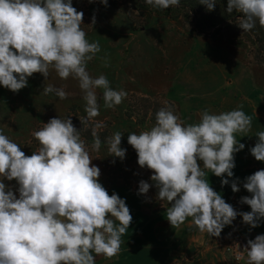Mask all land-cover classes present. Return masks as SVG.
<instances>
[{"label":"clouds","instance_id":"obj_1","mask_svg":"<svg viewBox=\"0 0 264 264\" xmlns=\"http://www.w3.org/2000/svg\"><path fill=\"white\" fill-rule=\"evenodd\" d=\"M92 2V0H90ZM107 6L108 0H100ZM217 0H199L207 10ZM146 5L164 10L180 6L181 0H145ZM240 13L238 26L251 31L257 22L264 28V0H227L228 13ZM84 13L72 0H0V85L18 92L27 86L28 77L41 73L46 79L54 70L61 80L78 81L85 103L83 128L77 130L70 116L51 118L33 136L39 147L27 156L0 130V264H96V257L116 256L132 222L124 199L99 182L101 170L81 132L90 127L91 151L102 144L94 122L100 114L97 90H102L103 106L114 109L127 96L114 90L104 74L93 77L88 63L101 51L98 41L89 42L82 29ZM92 23H95L93 17ZM109 67L108 57H102ZM55 93L61 100L69 95L64 87L47 84L44 95ZM155 125L140 133L129 132L127 142L138 156L141 168L152 170L150 179L158 189L157 199L166 201V217L174 229L191 218L199 232L219 237L225 226L238 215L252 228L264 218V169L246 178L243 187L251 197L241 198L249 212H237L214 191L207 172L233 177L235 153L244 149L236 134L251 130L252 118L238 106L231 111L204 110L199 122L185 124L166 105L155 114ZM124 132L115 131L104 142L109 155L125 158L121 147ZM251 155L264 162V131L256 133ZM203 162V167L198 164ZM15 180L19 197L4 180ZM148 182H139V193H148ZM238 192L236 182L231 183ZM247 264H264V234L249 239L244 248ZM243 254L236 256L237 260Z\"/></svg>","mask_w":264,"mask_h":264},{"label":"rangeland","instance_id":"obj_2","mask_svg":"<svg viewBox=\"0 0 264 264\" xmlns=\"http://www.w3.org/2000/svg\"><path fill=\"white\" fill-rule=\"evenodd\" d=\"M72 6L84 13L81 27L86 32L89 42L98 41L101 46L97 57L88 63L87 68L90 75L98 77L104 74L114 90L127 92L126 98L120 105L114 109H106L103 106L102 90H97L100 114L94 118L93 123L102 122L106 125L98 129L102 140L99 152L91 151L90 127L82 131L85 137L81 136L85 139L93 158L92 164L101 170L99 182L105 186H123L139 191V182L146 181L152 186L148 193L141 194L142 201L148 199L154 208H166L170 204L157 199L158 189L150 179L153 174L152 170L139 166L137 153L128 144L127 137L129 132L138 134L141 131L150 130L155 125V114L160 108L174 105L176 115L178 111L174 103L166 100L164 90L159 88L142 91L136 87L135 80L148 76L139 62L145 66L148 60L153 63V60L158 61V57L163 56L162 45L157 44L156 39L163 38L161 32L167 26L166 20H172L175 22L176 29L186 32L188 40L197 39L193 30L194 25L185 15L172 19L168 16L145 12V16H142L136 10L133 11L135 16L130 19L122 9L105 6L100 0H92V2L72 0ZM93 17H95L94 24L92 23ZM171 31V29L167 30L168 33ZM213 32L214 30H207L206 35L199 38L213 40L210 37ZM233 35L234 32H224L216 38L227 45L236 56L249 62L256 81L264 89V63L259 61H264V55L263 57L257 56L256 46L243 37L244 32H240L239 36L242 37L237 38ZM105 56L108 57L109 67L103 66L101 58ZM136 62L138 63L135 64ZM133 63L135 67L136 65L139 69L141 67L140 73L132 69ZM149 72L151 74V71ZM153 78L154 80L159 78L157 71ZM47 84L56 88L64 87L69 93L68 97L61 100L55 93L44 95L43 90ZM85 103L76 79L69 77L67 80H61L54 70H50L47 79L41 73H34L28 77L27 86L18 92H13L0 85V130L13 142L19 144L25 155L30 156L39 147L38 141L32 135L33 132L38 131L51 118L64 119L70 116L77 130H81L83 125L80 117L86 116ZM115 131L124 132L121 147L126 149V155L123 160L109 155L108 145L104 142L105 138ZM198 164L203 167L202 161H198ZM117 182L119 184H116ZM4 183L18 198L19 185L17 182L5 179Z\"/></svg>","mask_w":264,"mask_h":264},{"label":"crops","instance_id":"obj_3","mask_svg":"<svg viewBox=\"0 0 264 264\" xmlns=\"http://www.w3.org/2000/svg\"><path fill=\"white\" fill-rule=\"evenodd\" d=\"M174 23L166 20L167 26L161 32L163 38L156 39L157 44L162 45L163 56L153 63L148 60L145 66L139 62L148 76L147 79L144 76L136 79V87L142 91L164 90L166 100L175 104L185 124L199 122L204 110L219 114L239 106L251 116V130L246 136L236 134V139L245 147L235 153L233 177H224L229 184L222 185V178L211 172H207L205 177L214 191L238 213L249 212L250 206L240 201L242 197H251L243 187L246 178L264 169V162L257 161L250 152L258 140L256 133L264 131V89L256 81L249 62L236 56L219 39L188 40L186 32L176 29ZM168 29L172 31L168 33ZM135 64L132 69L139 72L141 67L139 69ZM155 71L159 74L157 80L153 78ZM232 182L237 183L238 192L232 191ZM102 185L109 195L115 192L125 200L132 222L122 236L120 252L111 259L98 256L96 264H230L216 242L192 225L191 218L180 229H174L166 212L147 215L142 211V195L137 189ZM222 231H230L242 238L256 237L264 234V218L252 228L238 215Z\"/></svg>","mask_w":264,"mask_h":264},{"label":"trees","instance_id":"obj_4","mask_svg":"<svg viewBox=\"0 0 264 264\" xmlns=\"http://www.w3.org/2000/svg\"><path fill=\"white\" fill-rule=\"evenodd\" d=\"M107 6L118 7L122 9L127 16L131 19L135 14L133 11H137L139 15L145 16V12L150 14L168 16L172 19L185 15L190 23L194 25L195 37L199 38L206 35L207 30H214L210 35L212 39H215L218 35L224 32L233 33L235 37L239 36L243 30L238 26L240 13L233 10L232 13H228L227 0H217L213 10H207L205 5L199 3V0H181L180 6L169 7L164 10L155 9L152 6L146 5L145 0H108ZM133 20V19H132ZM232 35V34H231ZM245 39L253 42L256 46V52L258 57L264 55V28H261L257 22L255 28L251 31L244 32ZM260 63H264L263 60H259ZM258 61V62H259ZM264 65V64H263ZM81 135L85 137L84 133ZM116 184H119L117 182ZM142 211L147 215H156L166 211V208H154L153 204L147 199L142 201ZM234 234L230 231H222L219 237H210L206 234V237L212 239H220L223 236L231 238Z\"/></svg>","mask_w":264,"mask_h":264},{"label":"built area","instance_id":"obj_5","mask_svg":"<svg viewBox=\"0 0 264 264\" xmlns=\"http://www.w3.org/2000/svg\"><path fill=\"white\" fill-rule=\"evenodd\" d=\"M249 239H255V237L242 238L238 235H233L229 238L228 236H223L220 239L214 240V242L220 247L222 253L230 264H245L247 261V254L244 251V248ZM238 254H243V258L237 260L236 256Z\"/></svg>","mask_w":264,"mask_h":264}]
</instances>
